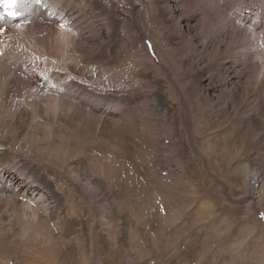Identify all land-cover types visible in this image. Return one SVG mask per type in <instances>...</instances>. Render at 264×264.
Returning <instances> with one entry per match:
<instances>
[{"label":"rangeland","instance_id":"374dc122","mask_svg":"<svg viewBox=\"0 0 264 264\" xmlns=\"http://www.w3.org/2000/svg\"><path fill=\"white\" fill-rule=\"evenodd\" d=\"M84 1L86 4H91L94 13L100 16L99 19L102 18L105 29H93L91 35L87 30H81L85 33L81 37L83 43H81V58L86 60L87 65H92L85 72V79L76 78L71 83L81 92L99 93L96 97L100 99L99 101H103L95 112L97 116L103 118L97 127L98 140L93 143L96 146L92 148V143L90 146L86 145L85 136L79 132L69 137L53 138L47 150H43L42 153L33 149L32 162L23 159L24 155L14 159L23 163L25 169L33 173L39 186L51 191L50 194L54 199L57 196L53 192L57 191L56 182L66 188L70 187V175L63 166L67 164L73 171H78L97 184L98 202L102 201V197H108L109 203L106 211L102 213L91 210L84 204L80 205L82 206L80 211L72 210L65 204L61 208L56 207L55 211L50 213L55 214L54 216H48V211L37 212L40 219L44 220L42 224L47 223L50 226L49 235L43 231L50 238V242L43 244L35 239L36 234L34 235L32 231L36 229L35 227H29L24 233L14 225V231L17 233L10 236L11 238L6 235L8 236H4L6 240L0 241V262L9 260V264H53V262L54 264H86L82 252L84 251L83 255L95 257L97 241L100 242V246L106 243L108 234L105 221L109 220L113 225L111 231L121 250L119 255L121 259L124 257L125 260L127 254L136 257L135 251L143 255L147 253L143 260L137 257V264H208L202 258L204 255L211 261L209 264H264V258L257 256L259 253L255 256L252 253L256 248L260 249L261 254L264 253V194L259 186L261 182L257 179L256 183L253 178L254 172L264 177V163L261 162L262 153L264 154V96L256 102L255 108H259L255 109L256 112L251 119L255 134L261 133L260 154L256 149H252L250 153L242 150L241 132H244L245 127L241 123L236 126L233 124L231 106L232 103L240 102L241 96L238 95H241L244 75L251 74L252 64L250 61L247 63L240 61V65L230 68V74L235 72L233 74L239 76V79L231 78V81L226 83V89L232 85L237 88V93L235 92L232 98L229 97L227 90L219 86L222 84L217 76H213V83H209L215 87L203 92L204 99L196 96L195 92L202 85L199 79L202 71L199 69H203L205 74V69L202 67L211 55V52H200L198 48L200 40L209 42L210 39L216 43L222 40L221 35L228 40L232 35L228 37L230 32L227 27L231 30H243L248 25V28L252 29L255 26L251 23L255 21L257 15L254 18L250 16L249 9L253 5V10L261 11L258 15L264 19V0H242L238 7L234 8H231L233 3L230 2L225 6V1L228 0H223V3L221 0ZM19 4L15 2L14 6H11L12 4L5 3L0 11V17L5 21L6 18H11L10 22L15 26L26 23L32 8H26L25 12ZM53 12H56V8ZM37 20L42 24L49 23L45 14L39 15ZM81 21L84 20H76L75 24H80ZM95 31L99 33L93 36ZM228 48V46L222 47L219 55L230 56L232 51L230 52ZM199 57H203V61H200ZM18 73L16 72L15 75L24 78V72ZM89 77L92 80H89ZM12 80L10 78L13 86L15 83ZM263 82L264 76H258L257 85ZM59 96L65 100L70 99L64 94ZM108 98H119V100L115 99L111 102ZM121 98L124 101L120 100ZM109 102L111 106H107ZM122 106L125 109L123 111ZM164 111L168 112V120L163 117ZM104 119H107L109 124ZM170 122L180 132L183 161L186 162L187 169L181 168L175 158L174 160L171 158L169 152L171 137L164 130ZM179 123L184 127L180 128ZM70 127L72 126L67 128ZM112 128H117V131ZM152 130L159 134L160 141L164 144V148L156 150L155 153H151L152 148L148 146L147 135ZM221 149L231 150L235 160L249 166V170L253 171L247 180L252 185L256 183L255 194L252 196L260 200L261 207L255 204L256 199L253 200L255 202L250 205V213H255L256 217L254 216L248 224L245 223L244 218L248 217L247 206L252 197L243 196L236 182L230 179L226 168L215 157ZM10 150L7 151V155L12 157L13 153H10ZM222 179L227 183H222ZM203 180L206 181L207 186L214 184L215 189L211 192L203 190ZM163 181L177 183L175 190L180 197L175 198L172 207L165 203L154 188ZM197 188L200 190L198 197H201L193 202H185L182 196L190 195L192 190ZM233 188L234 192L231 195L229 190L233 191ZM199 200L218 201L216 207L219 202L228 203L229 207L221 211V218L216 217L217 215L207 218L204 227L201 224L202 218L199 219L201 207ZM36 201L37 198L33 206L42 209L41 203ZM236 208L237 213L234 212ZM175 209L176 214L173 212ZM135 210L139 215L150 218L151 227L145 232L148 239L140 235L144 233V229L133 216ZM55 216H60L58 221L63 223V229L60 231L51 225L56 221ZM234 216L237 222L232 223ZM171 217H175V227L171 223L172 219L170 222ZM8 223L7 217H2L1 225L4 227L2 232L8 233ZM181 225L186 229L180 236H175L174 230L182 228ZM217 227L225 234L214 240L212 230L218 229ZM251 227L255 228L257 234L252 238L250 246L245 252L243 251L244 253L236 254L238 250L232 252L230 242L239 240ZM136 229L137 234L134 232ZM75 234H78L77 238L85 244L80 245L77 241L74 245L72 239ZM55 236L60 238L56 239ZM61 236L63 239L70 237L69 244L63 243ZM184 236H187V239ZM27 237L28 239H25ZM58 239L61 241L58 245H54L53 241ZM143 239L146 241H142ZM157 247L160 248L156 249ZM102 249L101 256L111 255L103 246ZM158 250L159 252L161 250L160 254L163 255L155 259L154 255L159 253L156 252ZM201 253L204 255L201 256ZM230 256L232 258L235 256L234 261ZM113 259L104 264H118L117 260ZM91 264L96 263L92 261Z\"/></svg>","mask_w":264,"mask_h":264},{"label":"bare ground","instance_id":"6f19581e","mask_svg":"<svg viewBox=\"0 0 264 264\" xmlns=\"http://www.w3.org/2000/svg\"><path fill=\"white\" fill-rule=\"evenodd\" d=\"M241 1L242 0H228L225 1V6L230 2L233 3L231 8L238 7ZM7 2L9 4H12L11 6H14L15 2L17 4L20 3L19 5L22 9L25 10V12L26 8L28 7L32 8V10L29 11L30 15L26 23H24V21V24L22 25L18 24L15 26L10 22L11 18H6L5 21L2 17H0V241L6 240V237H8L6 235H9L10 237L17 233L13 228V226L16 225L15 228L20 229V231L24 233L29 227H35L36 229L32 230L34 233L32 231L31 232L34 235L36 234V238L33 236L32 237L45 244L50 242V238L43 231L47 232V234L49 235L48 230L50 229V226L47 223L42 224L44 220L40 219V216L37 212L48 211V216H54L55 214L50 213L54 212L56 207L61 208L65 204L66 206L72 208V210L80 211L82 208V206L80 205L84 204V206L86 205L89 209L102 213L106 211V208L108 206V197H102V201L98 202L97 184L85 178L84 175L79 174L78 171H73L69 165L64 164L63 166L68 170L67 172L70 175V187L68 186L66 188L65 186H62L61 183L56 182L55 187L57 188V191L53 192L56 193L57 196L54 199L53 195L50 194L51 191L48 188L44 189L42 186H39L34 178L33 173L27 171L23 163L14 158H21V155H24L23 159H27L29 162L31 160L33 149L42 153L43 150L49 147L53 138L56 137L59 139L66 136L69 137L79 132H82V134L85 136V140L87 142L86 145L90 146V144L92 143V148L96 146V144L93 145V143L97 142L98 140V133L96 131L100 120H103V118L102 116H97L95 112L97 111L99 104H103V101H99L100 99H97L96 95L99 93L81 92V90L76 85L71 83V81L74 82L76 78H80L82 80L85 79V72L92 65H87V62H85L86 60L81 58V37L85 34L81 32V30H87L91 35L93 29L99 30L100 28H105L104 23L101 20L102 18L99 19L98 17L100 16L94 13L91 4H86L84 0H0V11L4 8V4ZM221 3H223V0H221ZM55 8L56 12L54 13L53 10ZM249 10V15L253 18L255 17V15H257V17L254 18L255 21L251 23L253 26H255L252 27V29H249L248 25L244 27L243 30H231L230 27H227L230 32L228 34V37L230 34L232 35L228 40H226V37H224L223 35H221L222 40H218L216 43L212 42L210 39L209 42L200 40L198 47L200 52H211V55L209 56V58H207L208 61L204 63V67H202L205 69V74L203 72V69H199V71H202V73L199 75V79L201 80L202 85H200L199 89L197 91L195 90V92L196 96H200L202 99H204L205 96L203 92L205 93L206 90L210 88L213 89V87H215L213 84L211 85L209 83H213L212 77L217 76L221 80L222 84L219 86H221L223 90H227L229 97L232 98L237 88L233 87L232 85L230 88L226 89V83L231 81V78L239 79V76L234 75L233 73L235 72H231L230 74L229 70L231 67L235 68L236 66L240 65V61H243L245 63H247V61H250V63L252 64H250L252 68L251 74L244 75L243 73L244 84L240 90L241 95H238L241 96V100L239 97L240 102H235L231 105L232 120L235 126L241 123L243 124L242 126L245 127L244 132H241L242 137L240 144L243 148L241 149L244 152H249L252 149H256V152L260 154L259 150L262 148L260 144L261 140H259L261 133L256 132L255 134L251 119L252 115L256 112L255 109L259 108H255L256 102H258V100L262 96H264V82L257 85L258 76H264V28H261L262 26H264L262 25V21H264V19H262L260 15H258V13L261 14V11L253 10V5ZM42 14L46 15L49 23L42 24L41 21L39 22L37 20L39 15ZM230 18L232 19V16ZM82 19L84 21H81L80 24H75L76 20L78 21ZM233 20L234 19H232V22ZM98 33L95 31L93 36L98 35ZM75 35L76 39L74 40ZM237 37L239 39H236ZM224 46H228V50L230 49L229 51H232L231 55L229 54L230 56L227 55L226 57V55H219L221 48ZM53 55H56V57H53ZM199 59L200 61H203V57H199ZM5 62H7V64ZM16 72H24V78L21 79L19 75L16 76ZM10 78L13 79L12 81L15 83V85H11ZM89 80L92 79L89 77ZM193 87L194 84L192 85V88ZM60 94H64L70 99H62V97L59 96ZM107 95L110 96V94ZM115 99L119 100V98H108V101L113 102ZM120 100L123 99L121 98ZM111 105L112 104H110V102L107 103V106ZM116 106L118 107L117 104ZM107 108L109 109L110 107ZM122 108V111L125 110L124 106H122ZM167 113L168 112L164 111L163 117L168 120L169 117ZM126 117L128 116L126 115ZM106 120L107 119H104L105 122H107ZM107 123L109 124V122ZM69 126H72L74 128H67ZM179 126L180 128L184 127L182 123H179ZM112 129L116 130L117 128ZM122 129L123 127H121V130ZM164 130H166L168 135L171 137V143L169 146L170 150L167 149L172 156L171 158L173 160L175 158V161L179 163L178 165L181 168L184 169L185 167V169H187L186 162L183 161V144L180 139V132L171 124V122L166 125ZM156 133V131L152 130L149 131L147 135L148 146L152 148L151 153H155L156 150L164 148L163 142L160 141L159 134ZM18 141H20V143ZM9 149H11L10 153H13L12 157L7 155V151ZM222 149L215 154V157L219 160V163L224 168H226L230 179L236 182L238 189L243 194V196H249L250 198L252 197L251 200L248 201V212L246 213L248 217L244 218L246 219L245 223L248 224L255 216V213H250V205L251 203L253 204L255 202H253V200L257 198H253L252 196L253 194H255L257 179L258 182H261L259 186L264 194V177L260 176L258 172H254L255 176L253 178L255 179L256 183L252 185L251 182H248L247 180L249 174L251 172L253 173V171L249 170V166L235 160V156L233 153H231V150ZM261 162L264 163L263 153ZM209 167L211 166L209 165ZM222 181V183L224 184L227 183V181L224 179H222ZM202 183V189H205V191L211 192L213 189H215L214 184H210V186H207L205 180H203ZM154 188L159 196L163 200H165V203L170 207L173 206V201L175 200V198L180 197V194H178V192L175 190L177 189V183H169L163 181V183L159 184L158 187ZM199 191V188L194 189L190 193V195L192 196L187 194V196L185 197L183 195L182 198L185 202H193L196 200V198L201 197H198ZM233 192L234 188L233 191L229 190V194L232 195ZM28 193H30V195ZM36 198V202L41 203L42 209L35 208V206H33L35 204ZM61 200H63V202ZM199 201L201 206L199 211V219L202 218L201 220H203V222L201 220L200 221L204 227H206L204 224L207 223V221H205L207 218H211L216 215V217L221 218V211L224 208L229 207L228 203L220 204L219 202V205L216 207L218 201ZM255 204L261 207L259 199H256ZM215 208H217V210ZM133 212H135L133 216L135 217L137 222L140 225H143L144 233H140V235L146 237L145 232H147V230H149L151 227L150 218L139 215L138 213H136L137 210ZM173 212H175L176 214V209ZM234 212L237 213V208L234 210ZM2 217H7L8 219V233H4V231L2 232V230H4V227H2L1 225ZM59 218L60 216H55L56 221L51 224L54 225V229H56L57 231L63 229V223L58 221ZM222 218L225 217L222 216ZM105 222L107 226L106 230L108 236L105 240L106 243H103L102 246L104 250H106L111 255H108L107 257L101 256V252L103 251V249L102 246H100V242L97 241L94 258L87 254L83 255L84 251L82 252V256H84L83 260L86 262V264H91L92 261L96 264H104L111 258L117 260L118 264H137V259H142L147 253L143 255L137 253L134 250V254L136 257L133 258L132 255L127 254L125 256V260L124 257L123 259H121L119 257L121 250L119 248V245H117L114 234L112 233L113 225L109 220H106ZM170 222L175 227V217H171ZM231 222H237L236 216L232 218ZM185 229L186 228L184 226H182V228H178L177 230L175 229V236H180L181 232ZM254 229L255 228L253 227H251L249 231L247 229V231L244 232L245 235H242L239 240H236L233 243L230 242L231 251L233 250L232 252H236L238 250L236 254L241 252L244 253L245 250L250 246L252 238L257 234ZM218 231L219 228H213L212 230V234L214 233V240L220 238L223 233L225 234V232L221 231V229L219 232ZM134 232L135 234H137L138 230L136 229ZM77 235L75 234L73 236L74 239H71L74 241V245L77 244V241L80 243V245H82L84 241L82 242L80 238H77ZM184 237L187 239V236ZM57 238L60 237H56V239ZM208 238L209 237H207V239ZM25 239H28V237ZM68 239H63V236H61V240L65 244H69ZM179 239H181V237H179ZM61 240L58 239L57 241H53V244L58 245ZM142 241L146 240L143 239ZM165 245H163V247H167ZM158 248L160 247H157L156 249ZM155 250H153L154 253ZM54 251L57 250L54 249ZM156 252H159V250ZM160 252L158 254L156 253L155 255L153 254L155 259H159L162 257L163 254H160ZM252 253L254 254L253 256L259 253L257 256L262 259L264 258V253L261 254L259 248H256ZM203 255L204 253H201V256ZM234 257L232 258L230 256V259L234 261ZM202 258L204 261L208 262V264L211 262L209 261L208 256L205 257L204 255ZM0 263L9 264V260H1Z\"/></svg>","mask_w":264,"mask_h":264}]
</instances>
